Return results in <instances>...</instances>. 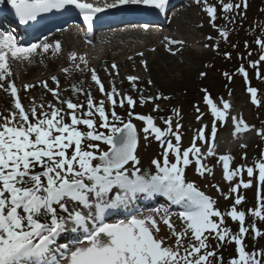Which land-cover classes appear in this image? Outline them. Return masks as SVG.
I'll return each mask as SVG.
<instances>
[{"label": "snow or ice", "instance_id": "6c2138e0", "mask_svg": "<svg viewBox=\"0 0 264 264\" xmlns=\"http://www.w3.org/2000/svg\"><path fill=\"white\" fill-rule=\"evenodd\" d=\"M6 2L21 24L35 21L44 13L74 7L89 28L94 17L105 9L145 5L163 11L168 4V0H112L111 3L105 0L103 4L86 0ZM195 3L227 41L229 30L215 23L217 6L209 0H195ZM247 7V0L241 3L219 0V8L225 14ZM229 22L234 23V18L229 17ZM165 39L170 45L184 44L183 40ZM255 43L261 54L252 61V67L257 69V78L264 79L258 69L264 62V37L257 38ZM50 48L58 53L61 45L57 41L54 46L49 43L25 46L14 34L0 32V90L12 98V107L6 110L8 114L0 112V264H225L220 249L226 244L235 246V255L227 264H264V248L249 249L246 243L249 235L253 239L264 237V231L256 223L264 221V153L250 166L233 167L234 156L217 151L218 124L225 126L230 121L235 139L253 130L264 138V130L249 125L242 115H232L230 100L214 99L207 89H202L207 112L195 106L196 120L201 126L190 145L184 147L180 109L173 108V116L159 118L163 127L152 114L134 111L138 104L143 107L152 103V111L158 112L160 105L155 102L169 97L162 93L145 95V89L138 87L140 77L135 75L126 77L130 84L128 92L121 91L114 80L106 88L96 69L89 67L87 56L76 52L69 54L71 65L61 72L66 76L74 72L90 73L102 98L97 99L91 87L85 89L83 81L71 84L70 89H61L59 78L53 75L50 79L55 87H50L48 81H40L52 100L42 98L37 103L31 98L25 104L13 79L12 64L30 62L38 50L46 53ZM168 51L175 54L172 48ZM137 55L142 57L144 53ZM225 55L230 58V53ZM141 64L147 71V61L141 60ZM111 69L114 71L105 69L109 76L119 75L115 63ZM237 72L249 82V73L243 65ZM200 76L204 78L207 73L201 72ZM224 76L229 81L233 78L228 72ZM153 83L151 79L147 81L148 85ZM34 87L31 83L22 86L24 91ZM68 91L71 96L63 94ZM247 92L251 102L259 106L258 89L249 86ZM125 106L127 119L116 111ZM206 115L212 118L210 126L203 123ZM133 120L141 121L143 127L138 130ZM141 132L145 140L155 139L162 149L160 156L151 160L154 171H142L137 155ZM240 147L247 145L242 143ZM209 158L216 159L222 178L229 185L227 192L219 185L212 187L225 200L234 197L228 210L222 211L216 199L188 179L187 169L193 165L201 177L214 174ZM242 159H247L246 153ZM254 180L259 185L257 203L241 210L245 197L240 190L251 188ZM140 195L166 197L180 210L137 211L131 205ZM114 215L123 218L108 222ZM174 215L180 221L179 229L173 221ZM248 217L253 218L252 222ZM228 219L238 224L237 230L228 226ZM161 224L168 229L167 237L161 235ZM212 240L216 241L215 247Z\"/></svg>", "mask_w": 264, "mask_h": 264}, {"label": "bare ground", "instance_id": "6f19581e", "mask_svg": "<svg viewBox=\"0 0 264 264\" xmlns=\"http://www.w3.org/2000/svg\"><path fill=\"white\" fill-rule=\"evenodd\" d=\"M87 2L100 3L103 4L105 0H86ZM182 5L175 7L172 17L171 25L167 35L159 34L160 40L157 41V37L146 38L145 40L148 43L140 44L143 39L140 36L136 37H127L121 36L116 39V41L121 42L119 44L112 45L111 42L105 43L102 45V48H89L86 44L80 42L76 37L71 38L75 41V49L69 48V43L67 40H64V46L66 45L67 52L60 56H53L51 58L38 60L32 58L31 61L23 62H13L12 69L14 72L13 79L20 91V96L23 98V102L27 104L31 98H35L37 103L44 100H52L50 93H47L46 90L41 87L40 81H48L50 87H55V84L51 81L50 77L55 75L60 80L61 89H70L71 84H79L80 81H83V87L85 89L91 87L93 95L97 99H101V96H98V91L95 84L91 81L90 73H79L74 72L70 76H66L64 73L59 70L60 68L69 67L71 61L69 60V54L71 52H79L81 55L88 56L89 67L96 69L97 73L105 79V87L109 86V82L114 80L116 86L123 92L130 91V84L127 81L126 77L129 75L139 76L140 80L138 81V87L145 89V93L151 96H155L158 93H162L164 96L170 97L176 92L177 89L190 85L196 79L197 70L204 64V61L210 58V51L205 47V45H211L212 40L202 39L197 42H192L189 37H187L184 30V19L193 12V7L198 6L193 3V0H182ZM108 3H111L112 0H107ZM201 20L203 26L199 27L201 33H208L212 36H217V31L212 28L211 24L207 21V16L203 12L201 13ZM186 22V20H185ZM181 24V26H180ZM165 38L174 39V40H183V45H170L168 44ZM132 39V40H131ZM164 39V40H163ZM189 39V40H188ZM112 39L111 41H114ZM132 42H131V41ZM51 41V38L46 39L45 43ZM138 41V42H137ZM191 41V42H189ZM111 44L112 46H110ZM138 48V50L136 49ZM168 48H172L175 54L168 51ZM137 51L134 53L131 50ZM153 49H155L153 51ZM177 49H179L177 51ZM132 53H131V52ZM100 52V53H99ZM143 52L144 55L141 57L137 53ZM131 57V59H129ZM141 60H146L148 69L145 71L144 66L141 64ZM109 63H115L118 66L119 75L109 76L105 71L107 68L109 72L114 70L111 69ZM56 69V70H55ZM54 71V72H53ZM151 79L154 83L148 85L147 81ZM108 81V82H107ZM123 81V83H121ZM26 83H31L36 85V87L24 91L22 86ZM144 93V94H145ZM65 96H71V92H64ZM134 96L136 93H132ZM80 100L83 101L84 97L81 96ZM164 101V99L157 100ZM151 105V104H150ZM12 107V98L9 94L5 93L3 90H0V112H3L4 115H7V109ZM152 108V105H151ZM150 107L146 104L141 107L139 104L135 108V112H150ZM118 113L126 114L128 111L127 106L125 108H117ZM121 114V113H120ZM207 119H212L210 115H206L203 122ZM197 122V121H194ZM200 123V122H198ZM194 125L197 123H193ZM228 131L225 132V135ZM250 135L258 136L256 131H250ZM231 136V133L229 134ZM228 136V137H229ZM218 140V149L217 151L221 154H225V150L221 148L223 142V137H217ZM142 171H154V167L151 164L141 163Z\"/></svg>", "mask_w": 264, "mask_h": 264}, {"label": "rangeland", "instance_id": "374dc122", "mask_svg": "<svg viewBox=\"0 0 264 264\" xmlns=\"http://www.w3.org/2000/svg\"><path fill=\"white\" fill-rule=\"evenodd\" d=\"M231 2L241 3V0H231ZM209 3L215 4L218 8V13H217L218 19L215 22L217 26L225 27L227 23H230L228 20H229L231 13L225 14L220 10L219 0H209ZM244 11H246V9L241 8L237 10L236 12H244ZM203 12L205 11L202 9L200 5L193 7L192 14H189L183 21L184 22L183 28L186 32L185 35L189 37L192 42H197L202 39L207 40L208 36L213 37V39H211L212 44L209 47H207V49L211 53L210 58L205 60L203 67L201 66L199 70H197L196 78H195L196 80L194 82H192L190 85H186L185 87H181L177 89L176 92H174L171 95V98L169 97L170 99L160 101V102L158 101V104L160 105V111L153 112L152 109L154 105L152 104V108L150 107L151 109L150 113H146V114H152L154 117H156L157 124L163 127L164 126L163 121L159 118L173 116L172 109L173 108L180 109L181 116H182V119L180 120V122L183 125V127L181 128V132L183 134L182 143L184 147H187L190 145V142L192 140V137L195 135L196 130L201 126V123H198V121L196 120L197 113L195 111V106L198 105L201 108V111L207 112L206 105L203 103L204 92L202 91V89H207L209 93L211 94V96L214 95L212 96L214 99L223 97L225 100H230L233 104L232 115H242L243 119L249 125H253L255 126V128L259 130H264V127L261 128V122L264 121V96L260 98L258 95V98L260 99L261 103L259 106L254 105L251 102L250 94L247 92V88L249 87V85L245 82V79L241 74L237 72L231 81L228 80L226 85L222 86L223 81L221 79L215 80L216 84L218 85V86L216 85L217 88L216 86L213 88L211 87V85H209V79L213 77V75L215 74L213 73L212 70H214L213 65L215 64L218 58V51L220 47H222L226 43V41L220 37L218 29L212 26V24L210 23V18L207 16L206 12L205 14L207 16V21L211 24L212 28H214L217 31L218 35L212 36L211 34H208L205 32L201 33L199 31V27L203 26V22L200 17V14ZM262 13H264V9L262 10ZM165 34L167 33L165 32ZM150 38H153V37H150ZM143 39H145V37ZM157 39L159 40L160 38H157ZM145 43H148V41H142L140 44H145ZM216 45H219L218 49L216 48ZM136 49L138 50V48ZM136 49L131 50V51L136 53L137 52L135 51ZM255 60H258V57L257 58L254 57L253 61ZM244 67L249 73L248 80H252L253 75H256L257 69L253 68L252 64L248 66H244ZM263 67H264V64L262 68ZM258 69H260V66H258ZM201 72H206L207 76L204 78H201L200 76ZM229 92H231V95H229ZM145 95H149V94L145 93ZM149 104H146V105H149ZM254 107L259 108L256 112L258 113L257 116H254L253 114V112L255 111L253 110ZM120 115L124 116L125 119H127V113L126 114L121 113ZM194 121H197V122H194ZM210 122H211V119H207L203 123H207L210 126ZM133 123L136 124L138 130L143 127L142 122L133 120ZM193 123H197V124L194 125ZM226 131H229L230 133L232 132V125L230 121L225 126H221L218 124L217 137H219V135H221L222 133H225ZM241 144L242 143H240L237 146L235 144L230 145V147L235 145L234 148H231V152H230V154H232L235 158L233 162V167L239 166L241 164H247L250 166L252 165L253 161L258 159L261 156V154L264 153V138H262L259 135L258 136L251 135L248 138L247 142L243 143L247 145L246 148H241L240 147ZM161 151L162 149L160 148L159 142L155 141V139L153 138H149L148 140H145L144 134L141 132L140 142H139V146L137 149V155L140 157L141 163L151 164V160L154 158H158L160 156ZM245 153L247 154L246 160L242 159ZM209 166L213 167L214 174L205 175L203 177L199 176L195 172L194 166L189 167L187 169L188 179L194 181L201 188V190L205 191L207 194L211 195L214 199H216L218 207L222 211L228 210L233 204L234 197L231 199L225 200L224 197L219 192H217L216 188L212 187V185L214 184L219 185L222 191L227 192L228 187H229L228 182L223 180L221 166L216 163L215 158H214V161L211 164H209ZM244 179L245 181L249 179L246 173L244 174ZM258 187H259L258 182L254 180L253 186L251 188L249 189L241 188L240 190L241 195H242V191H245L246 197L247 196L251 197L253 203H251V200H249V197L246 199L248 203H251L249 204L250 208L254 207L257 203L255 197L257 194ZM242 207H243V204L240 206L241 210H243ZM233 225L238 228L237 223H234ZM178 227L179 226H177V228ZM258 228L261 231H264V226L260 228V225H259ZM161 235L165 237L169 235L168 229L164 225L161 226ZM169 242L171 243L172 241H169ZM246 243H247V240H246ZM211 244L213 247H215L216 241L212 240ZM254 246L258 247L257 249L264 248V237H260L258 240H256L255 245H253V240L251 239L250 247H254ZM227 247H231V246L227 244ZM234 255H235V246H234Z\"/></svg>", "mask_w": 264, "mask_h": 264}, {"label": "trees", "instance_id": "16d2710c", "mask_svg": "<svg viewBox=\"0 0 264 264\" xmlns=\"http://www.w3.org/2000/svg\"><path fill=\"white\" fill-rule=\"evenodd\" d=\"M254 7H264V2H260V1H256L254 0L253 2ZM250 12H255V9H249ZM256 14L253 15H249L248 19L245 23V27H247L249 29V31L251 32V34L253 36H255V34H257V32H261L262 27L264 26V15L261 17L259 15L255 16ZM261 17V18H260ZM256 242H254L255 245ZM249 246H250V242H248ZM260 244V243H259ZM220 253L224 256L226 255L227 257L232 255V251L229 249H223V251H220Z\"/></svg>", "mask_w": 264, "mask_h": 264}]
</instances>
